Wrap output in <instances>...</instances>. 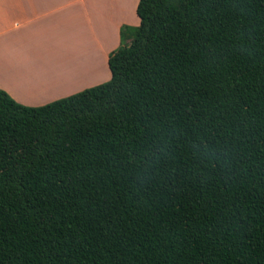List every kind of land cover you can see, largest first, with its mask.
Listing matches in <instances>:
<instances>
[{
	"label": "trees",
	"instance_id": "1",
	"mask_svg": "<svg viewBox=\"0 0 264 264\" xmlns=\"http://www.w3.org/2000/svg\"><path fill=\"white\" fill-rule=\"evenodd\" d=\"M111 79L0 90V264H264V0H139Z\"/></svg>",
	"mask_w": 264,
	"mask_h": 264
},
{
	"label": "crops",
	"instance_id": "2",
	"mask_svg": "<svg viewBox=\"0 0 264 264\" xmlns=\"http://www.w3.org/2000/svg\"><path fill=\"white\" fill-rule=\"evenodd\" d=\"M139 0H0V90L41 107L111 79L122 26Z\"/></svg>",
	"mask_w": 264,
	"mask_h": 264
},
{
	"label": "rangeland",
	"instance_id": "3",
	"mask_svg": "<svg viewBox=\"0 0 264 264\" xmlns=\"http://www.w3.org/2000/svg\"><path fill=\"white\" fill-rule=\"evenodd\" d=\"M133 28H135V27H133ZM120 47V42H119V44H118V46H117V49Z\"/></svg>",
	"mask_w": 264,
	"mask_h": 264
}]
</instances>
